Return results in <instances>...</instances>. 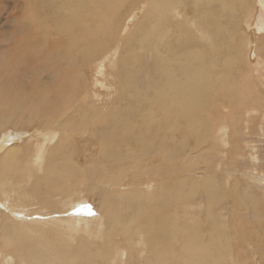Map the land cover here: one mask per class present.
I'll return each instance as SVG.
<instances>
[{"label": "rangeland", "instance_id": "1", "mask_svg": "<svg viewBox=\"0 0 264 264\" xmlns=\"http://www.w3.org/2000/svg\"><path fill=\"white\" fill-rule=\"evenodd\" d=\"M25 1L27 2V0ZM32 1H34L38 5V11L33 10L35 12L33 14L34 18L32 16L30 17V13L33 12H30L31 7L28 8L29 2L25 3L24 0H0V54L4 50H7L9 53H13L14 57H20L17 59H19L22 63L18 67L22 69L42 68V71H36L35 69H33L31 71L25 72L22 76V83L20 84L19 88H38L44 86V84L46 83V85H51V83L53 84V81L60 83L62 82V80H66V82H68L70 85L79 86L78 90L69 89L67 92H65V99L63 100V103L67 104V102L72 101L74 104L73 110L75 111V133L71 132V135L73 137L71 135L69 136L70 133L61 135L60 138L63 139L60 141V133H55L57 131L55 125L59 124H54L53 118H42L41 122L32 124L28 123L29 117L28 115L23 114L24 111H18L17 115L18 118L24 121V124L22 126H15L12 124L4 125V128H1L0 126V145L5 146L0 147V159H2L7 152H9L11 155L10 161L4 162L0 165V173H2V175H0V238L2 237V224L10 225L11 232L8 234L7 243L11 246H14L15 237L22 234L24 227L28 226V224L32 221L27 220L24 216L21 215L31 216L35 213H42L39 211L42 209L45 211L46 209L44 213H46L49 222H61L63 224H61L55 230L50 229L51 225L48 228L45 227L41 231L39 239L36 237H32V235L29 236L24 234V241H21L19 248H17V250L24 252L25 255L28 256L34 264H74V256L75 258H77L75 254L78 255V252L79 254L83 253L82 255H80L87 261L91 260L89 261L91 264H116V261L114 262V260H112V257H114V255L116 254V250L119 246L121 248L123 247L122 250L125 249V253L126 251H128V247L131 248L132 251H134V254L132 252L133 255L131 258L133 261L130 260V264H144V262L141 260L143 255L145 256H143L144 261H149V264H163L162 262L164 260H167V258H169L171 264H264V63L259 61L260 58H264V24L262 25L264 21V0H218L220 2L216 0H170V6L172 8L168 9L165 17L159 19L158 26L160 27L150 31V33L152 34L151 37L150 33L148 34V27H151L152 23L155 21L154 18L157 15L156 10L153 9L155 8V6H152L151 0H127L124 2L117 0L116 3H123V5L121 4L122 9L120 7L121 13L116 12L115 8H109V10L104 13L101 9H99V0H91L90 5L87 9L80 5L77 6L79 15H82V17H85L87 19L90 18L95 25V20L107 22L110 21L113 16H115L113 18L114 20L112 19L109 23L111 25L108 24V27H106L107 35H103V37H101L104 40L108 39V41L98 40L101 42H107V44L109 45V49H107L104 54H100L101 51L99 49H95V52L89 53V49H86L87 46L83 42H77L75 40H72V26L70 24V21L71 19H74V13L67 12L63 6L65 4H62V2L58 3V5H60V7L65 12H67V36H63V34L60 35L61 32L57 31L58 28L56 27V24L50 19H48V16L50 17V13H48L49 7H47L44 2L47 0ZM163 1L166 2V0H162L161 2ZM195 1H197V3ZM210 1L212 2L210 3ZM229 2L231 4L230 6L228 5ZM225 5L226 8L228 7L230 9H226V11ZM26 7L27 9H25ZM177 9L178 11H176ZM206 9L209 10L206 11ZM201 11L205 13H202ZM229 12H231L232 14ZM116 14L119 16H116ZM27 15H29V18L27 17ZM98 15L105 19H95ZM79 17L83 22V18L81 16ZM184 17H188L186 23L184 19H181ZM200 19L202 21H200ZM195 20L200 23L201 28L204 30V36L199 34H196L197 36L193 35L194 32L193 29L191 30V24H193ZM181 21H183V24ZM20 22L21 24H19ZM112 22H116V24H113ZM117 22H119V24ZM120 22H122L123 24H120ZM145 22L148 24V27L147 24H144ZM31 26L33 27L30 28ZM118 26L120 27L118 28ZM128 26L129 28L131 27V30L129 28L127 30L126 27ZM262 26L263 29H261ZM185 27L189 30H186ZM33 28H35L36 31L31 30ZM39 28L42 32L39 31ZM123 28H126V30ZM205 28L210 29V31L207 32L208 29L205 30ZM229 29H231V31ZM22 30H24L25 34H28V36H31L32 34L34 36L36 35L35 39L30 38L33 42L26 41L25 43H23L22 46H19L17 42H14V44L16 45L12 47H3V45L9 43L11 39L19 37V32H21ZM120 31L121 34H123L122 38L120 35L117 36L118 32ZM183 31L186 33V35H188V39ZM231 32L233 33L231 34ZM125 33L127 37L129 36V42L128 39L124 37ZM153 33L155 38L153 37ZM168 33L169 35H174L166 37ZM208 33L210 34L208 35ZM40 35L43 37H40ZM230 35H233L234 38H232L235 41L231 38L229 43L228 39L231 37ZM130 36L133 38H131ZM177 36L178 38L181 37L178 41ZM209 36L211 38H209ZM244 36H248V38ZM44 37L45 39L43 42ZM46 37H48L49 39ZM113 38L115 40H118H116L115 42ZM199 38L203 44L202 46L206 45L209 47L215 44L213 48L214 51H208V54L205 56V58L208 56L206 59L209 62L205 61L202 66L206 64L204 67L208 70V72H210L214 76V83L216 84V86H214L213 88L216 91L213 95L215 97L211 96L207 100L204 99L205 106L194 107L190 109L191 113L202 114V117L197 119V123L195 125L197 133H200L202 130H205V134L203 137L199 138L195 135H190L189 138V134L185 135V133H188L185 130V126L189 127V125H191L190 117L187 116V118L186 116H180L174 110L175 108L170 110L168 115L164 113H155L153 106L149 105L147 102L148 97H144V93H142L138 97L131 98L130 100L126 86H128V84L130 83L133 88H136V90H143L144 88H146L148 80H158L153 86L164 87L165 89L171 88L169 85L165 84L167 80L165 76L160 78L159 74L161 73L159 71L158 74H156V60L158 58L156 54V45L158 46V50H160V52L167 53L173 57L172 63L174 64V67L178 68V70L174 72L176 76H179L180 63L182 61H185V59H179L178 57H176L173 54L174 51L178 50V52H175L178 54H183L185 52L188 55L190 51H192V48L190 49V47H192L193 45L201 47V43L198 41ZM222 38L224 39V41H226L224 42ZM63 39V44L59 45V43H61ZM148 39H150L151 41H148ZM246 39L248 40V42H246ZM47 41L49 42L46 43ZM196 41L199 44L196 43ZM121 42L123 43L121 44ZM148 42H150L151 44ZM126 44L127 46H130L125 47ZM112 46L113 50L115 49L114 54L108 56L109 54L107 53L111 51L110 47ZM224 46L231 47L229 49V52L224 51L222 53V50H226ZM128 48L129 50H125ZM169 49L173 50V52L171 53ZM219 49L221 51H219ZM127 51L130 52L127 53ZM215 51L218 53H216ZM219 52L221 55L223 54L221 57ZM225 52L227 54H225ZM210 54H212V56ZM215 55L216 57H219H217L219 60L216 59ZM212 57L214 58V61H211ZM62 59L63 61H61ZM125 60L131 61L130 63H128V69L130 68V66L135 69H129L130 71H126V68L124 67ZM216 60L218 61V63L214 64V66L212 64L210 68L211 62L215 63ZM167 61L169 62L168 59ZM208 64H210L209 68ZM255 66H257V68ZM67 67L72 69L68 76ZM101 67L103 69H101ZM138 67H141V69L137 70ZM56 68L59 69L58 71L60 75L59 73H57L58 78H56L55 80L54 78H52V75L49 71L55 70ZM96 68H99L101 69V71H104V74L100 76L98 73L99 70H97ZM62 71H65V76L64 72ZM81 71H84L85 75L84 72L82 73ZM132 71H140V73ZM1 72L4 71H1L0 67V73ZM42 72L43 74H41V76L40 73ZM109 72L111 74H109ZM70 74H72L73 76ZM39 75L41 79L38 80L37 78H39ZM45 77L48 81L43 80ZM146 77H148V79ZM75 78L78 79L76 80ZM97 80L99 82L96 83ZM100 82L101 84H99ZM62 86L63 85H61V87ZM82 86H84L85 89ZM101 86L104 87V89ZM86 87L89 89L87 90ZM93 87L96 89L94 90ZM120 87H122V89ZM227 87L232 88L231 93ZM120 89L124 91H121ZM87 93H92L95 95V99L97 100L96 106L99 108V110H96L98 108L93 110V107H88L85 103H83L84 100L82 97H86ZM106 93L110 95H108V100L107 97H101ZM111 93H114V95H112ZM239 93L242 96H240ZM243 94L244 96H246L244 97ZM121 95L128 99H124L123 102H121L120 104H118V100L116 102H113V99H115L116 97H119L121 99ZM223 95H226V97H224ZM218 96L221 98H219ZM238 97L243 99V101L239 99L242 101L241 104L238 103ZM100 98H102L103 102L100 101ZM139 101L141 102L140 104H138ZM247 102H249V104ZM235 103H238V105H236ZM250 103L252 105H250ZM132 104L137 105L138 108H131L130 105L132 106ZM242 104L247 106L245 107ZM144 105L148 106V108ZM115 107L120 108V119L122 118V121L124 119V122H131L133 127L134 125H141V127H146L148 123L149 130L153 133L151 135H146L145 140L148 138L147 140L149 141L155 136L153 138L154 140L152 139L149 142L147 141L148 143H151L150 148L145 149V147H142L141 149L144 161L142 160L141 162L140 150H136L138 155L135 156V159L138 162V165L141 170L145 172L144 175L146 176L139 175L138 170L136 168L129 167L132 162L131 159H127L123 164H118L115 158H113V160H110L109 155L105 156V154H100L101 150L103 149V145H106L105 143H102V138H98V140L96 139L95 135L93 134V128L98 129L103 126L97 120H99L101 117H104L102 116V113L106 114L105 110L109 111L113 108L115 109ZM57 110H59L58 107ZM87 110H90L91 113H89ZM126 112L130 113L127 114ZM146 112L149 113L152 117H150V119L148 116L147 119H145L147 123L142 126L141 123L143 122V119H140L141 116H144L142 114H145ZM97 113L99 114V116H97ZM108 117L111 118V116L109 115ZM77 118L80 119V123L76 121ZM159 119H162V125L158 122L160 121ZM219 119L221 120L222 124H225L223 126V129L222 127L220 129V125L217 127L220 122ZM69 121L70 118L69 115H67V122ZM167 121L176 126L173 132H168L173 128L170 127V129L169 125H167L168 131L166 129L158 130L156 128L158 124L161 126L169 124L164 123ZM154 122L155 124H153ZM149 123L151 124L149 125ZM184 123L186 125H184ZM91 124H93V126ZM180 125L182 127L181 129H179ZM132 126L128 125L124 129H129L130 131ZM152 127L153 129L151 130ZM121 128V124H117L113 127V129H116L118 131L116 132V134L119 133L121 130H124L123 128ZM137 129L141 128L139 127ZM49 131H52L55 135L52 134V136L50 137L47 136ZM101 131L105 132L104 130ZM142 131L144 134H146L143 129ZM7 132L10 133L9 139H5L3 137ZM121 132L125 136L127 135L125 132ZM215 132H221L222 135H215ZM22 133L24 137L21 135ZM135 133L137 132L135 131ZM64 135L67 137H65ZM173 136H177L178 139L174 138ZM191 136L193 139L191 138ZM194 137H196L197 140ZM219 137L222 138V140H219ZM216 139H218L219 141ZM96 140L99 142H97ZM155 140L156 143H154ZM57 141H59L60 143H58ZM162 142L163 144L164 142H167L169 145L166 143L164 144L165 146H163ZM56 144H60L61 146ZM158 144H162L160 145L161 148ZM53 145L59 147L56 148L54 146L53 150ZM155 145L158 146L155 148ZM194 145H196V147ZM191 146H194V148H191ZM158 147L160 150L158 149ZM163 147L167 149V154L169 150V152L175 154L174 160L173 158H171L172 160H170V162L172 163H169L167 161L168 163L165 162L163 164L164 166L161 164V161L164 160V158L166 157V155L164 154L165 148ZM181 148L183 149V151L180 150ZM253 148L255 149L254 151ZM155 149L156 151H159H157L156 153V151L154 152ZM218 149L220 152L218 151ZM192 150L194 151V153L190 155L188 152H191ZM147 152L149 156H146L148 154H144ZM179 152L182 153L179 154ZM183 152L188 154L184 155ZM208 152H210V155L208 154ZM153 153L155 155H153ZM197 153L204 155L202 157L206 159L205 165H203L202 159H200L199 156L198 158L197 155L195 157H192V155ZM186 156L188 157L186 158ZM150 158H152L151 163L148 160ZM193 158H197L198 160L195 159L194 161ZM87 159H89V161H87ZM26 162L29 163V166L26 165ZM193 162H197V165ZM93 163H95L96 167L101 166L102 168H108V170L99 169V173H101L102 177L100 185L103 186L101 190L103 191L104 195V198L99 206H95V201L92 200L93 193L95 190L93 188L91 179L89 178L90 171H87V165L92 166V169L94 171L96 170V167H94ZM190 164H193L194 167ZM46 166H48L50 169ZM149 167L151 168L149 169ZM168 167H170L169 171H166L168 170ZM205 167H207V172L206 170H204ZM191 168L194 170H192ZM96 171H98V169ZM233 172L236 174H234ZM130 174L131 176L129 178ZM134 176V181L136 184L135 186L129 189L131 185L127 184ZM177 176L181 178L186 177L189 181H194L199 178L200 181L203 180L211 182V185L205 182V192H199V194H201L197 203L198 210L200 212V220H195L196 222L195 224H193V226L194 230L196 231L190 236V238H192L193 240H199V244L194 242L196 245L191 244L190 247H186L185 249H182L183 239L177 229H174L175 227L173 226L171 228V232H176L178 237L175 236L174 238H168L164 235L165 229L162 228L161 225L162 221L165 223V225L168 222V219L164 215H176L177 217L182 215V220L180 217V220L178 219L177 223L179 225H177V228H185L184 230H187L189 224H186L185 221L187 220L186 222H189L188 220L190 218H193V214L191 215V212L194 213L192 209L189 208L191 210V212L189 213L186 209V206H189L191 204L190 202L185 201V199L187 198H185L183 202L181 201V207L177 206L176 204H168L169 196L167 195L164 199L163 197L166 195L164 194L160 199L161 201L155 204L154 209H157L152 213L153 215L151 214V212H145L144 210H142V206L144 205V198L142 197H145V204L147 205L145 206L149 207L147 209L151 210V205L147 203L150 200L158 201L161 194L160 190H154L152 188H149L147 179H149L150 183H152L154 186L156 184L155 180H158L159 178H162L165 181H169L170 186H173V178ZM96 177L97 176L93 177L92 179H96ZM199 179L196 180L198 181V183ZM211 179L213 181L215 179V181L217 182L214 183ZM205 183L202 182L201 186L198 185L196 187L201 188L204 186ZM87 184L89 186V193L87 192L85 187ZM1 185H9L6 187L7 189H4L5 194H7V196L5 194L2 195ZM207 186L211 188L215 187L214 193L219 195H213L214 193H208L206 190L208 189ZM8 187H10V189H8ZM65 192H67V196H65L62 202H58L59 198L63 195L62 193ZM147 192L149 195L147 194ZM140 193L142 194V196ZM120 194H123V196L120 197ZM196 195H194L193 199L196 198ZM220 195L222 196L220 197ZM55 198H57L58 200H55ZM208 201L212 203L209 210L211 209L212 213H214L215 211V215L212 214L209 217L208 208L206 209V207L209 206ZM56 202L58 203L55 204ZM181 208L185 209L181 210ZM82 209L85 210L84 215H82L83 218H85L86 215L89 218L94 217V219L92 220H94L95 223L91 231H81L79 232L81 233V236L78 233V238H81L80 240H82L80 245L85 244L84 248L83 246L77 244L78 242H80L79 240L78 242H76L73 241L71 237H69V234L71 233V228L64 222L66 219H71L73 215L76 216L78 212L82 211ZM170 211H172V213ZM144 212L148 216H146ZM186 212L188 214H185ZM184 215L187 216L188 219L186 218L185 220H183L185 218ZM132 218L138 220V225L136 224L134 226L132 224ZM158 218L160 229H156V232L159 235H157L156 233L154 234L153 232L144 233L141 230V224L139 223L140 221L142 223H147L148 221H150V219H152L153 221L151 220L150 222H155L156 220H158ZM203 222H205L204 225ZM216 222L217 224H215ZM29 228L34 229L35 226L30 225ZM131 228H133L132 232ZM124 229L130 231V235L125 234V232L127 231L123 232ZM64 233H67V239L63 237ZM127 237L129 243L126 240ZM145 239L147 242L145 241V243H143V240ZM156 239L157 245L154 243ZM138 241H143L142 246L146 243L149 244L147 248H141L139 247L141 243H139ZM0 244V264H21L20 262L8 263L5 258L6 256L4 257L5 253H3V250L8 252L9 248L4 246L1 241ZM77 245L81 248L75 247ZM151 245H153V247ZM162 246H164V257L161 256L160 251H157V247L162 250ZM176 248L180 251L178 254H175V252L172 251ZM152 250L154 251V254H152ZM155 252H159L158 257H154L157 254ZM149 253L152 255L151 257ZM7 255L11 259H13L12 253H8ZM126 259L127 258L125 257V261ZM86 260H81L77 258V263H79L80 261L82 263H86Z\"/></svg>", "mask_w": 264, "mask_h": 264}, {"label": "bare ground", "instance_id": "2", "mask_svg": "<svg viewBox=\"0 0 264 264\" xmlns=\"http://www.w3.org/2000/svg\"><path fill=\"white\" fill-rule=\"evenodd\" d=\"M6 1V0H5ZM14 1V0H13ZM90 1L91 0H47V1H44L45 2V5H47V7H49L48 8V13H50L49 15H50V17L48 16V19H50L51 21H53L55 24H56V27L58 28V30L57 31H59V32H61L60 33V35L61 34H63V36H67V12H72V13H74V19H71V21H70V24H71V26H72V31H71V38H72V40H75V41H77V42H83L86 46H87V48L86 49H89L88 51H89V53H93V52H95V49H99L101 52H100V54L101 53H103L104 54V52L107 50V49H109V45L107 44V42H101V41H108V39L107 40H104V39H102L101 37H103V35H107L106 34V27H108V24L110 23V21L115 17V16H113L111 19H110V21H107V22H101L100 20H95L96 21V25L94 24V22L93 21H91V19L90 18H85V17H82V15H79V13H78V10H77V6H83L84 8H88L89 7V5H90ZM116 1L117 0H99V9H101L104 13H106L108 10H109V8H115V10H116V12H120V7H121V9H122V5H123V3H116ZM119 1H122V2H124V1H127V0H119ZM162 0H151V2H152V6L154 5L155 6V8H153V9H155L156 10V12H157V15L155 16V18H154V22L152 23V25H151V27H148V24L145 22L144 24H147V27H148V34L150 33V31H152L153 29H157L158 27H160V26H158V23H159V19H162L163 17H165L166 16V12L168 11V9H171L172 7L170 6V0H166V2H161ZM172 1V0H171ZM183 1V0H182ZM200 1V0H199ZM204 1V0H203ZM207 1H209V0H207ZM216 1H218V0H216ZM227 1V0H226ZM12 2V1H11ZM19 2V1H18ZM20 2H22V1H20ZM24 2L25 3H27V2H29V4H28V8L29 7H31V11L30 12H33V13H30V12H28V13H30L31 15H30V17L32 16L33 18H34V16H33V14L35 13L33 10H37L38 11V5L34 2V1H32V0H27V2L24 0ZM59 2H62V4H65V5H63L64 6V8H65V10L67 11V12H65L61 7H60V5H58V3ZM174 2V1H173ZM176 2V1H175ZM196 3H197V1H195ZM212 1H210V3H211ZM218 2H220V1H218ZM222 2V1H221ZM224 2V1H223ZM6 3V2H5ZM183 3V2H182ZM185 3V2H184ZM209 3V2H208ZM207 3V4H208ZM214 3V2H213ZM216 3V2H215ZM151 4V3H150ZM194 4V3H193ZM199 4V3H198ZM197 4V5H198ZM220 4V3H219ZM16 5H18V4H16ZM134 5V4H133ZM132 5V6H133ZM172 5V4H171ZM196 5V4H195ZM194 5V6H195ZM209 5V4H208ZM229 6L231 5L230 4V2H229V4H228ZM173 6V5H172ZM184 6H185V4H184ZM222 6H223V4H222ZM222 6H220V7H222ZM17 7V6H16ZM21 7V6H20ZM19 7V8H20ZM23 7V6H22ZM197 7V6H196ZM208 7V6H207ZM18 8V9H19ZM209 8V7H208ZM231 8H232V6H231ZM25 9H27V7L25 8ZM201 9V8H200ZM224 9V8H223ZM226 9H230V8H226V5H225V10ZM235 9V8H234ZM254 9V8H253ZM252 9V10H253ZM23 10V9H22ZM194 10V9H193ZM205 10V9H204ZM209 10V9H208ZM207 9H206V11H208ZM220 10H221V8H220ZM224 10V11H225ZM122 11V10H121ZM143 11V10H142ZM176 11H178V9L176 10ZM180 11H183V10H180ZM199 11V10H198ZM197 11V12H198ZM227 11V10H226ZM230 11V10H229ZM254 11V10H253ZM252 11V12H253ZM27 12V11H26ZM153 12V11H152ZM186 12V11H185ZM184 12V13H185ZM202 13H205V12H203V11H201ZM217 12H219V11H217ZM233 12H235V11H233ZM238 12V11H237ZM27 13V14H28ZM121 13V12H120ZM142 13V12H141ZM145 13V12H144ZM143 13V14H144ZM151 13V12H150ZM182 13V12H181ZM191 13V12H190ZM209 13V12H208ZM229 13H231V12H229ZM142 14V15H143ZM148 14V13H147ZM155 14V13H154ZM183 14V13H182ZM232 14V13H231ZM255 14V13H254ZM175 15V14H174ZM177 15V14H176ZM179 15H181V14H179ZM237 15V14H236ZM79 16H81L82 18H83V22L81 21V18L79 17ZM116 16H119V15H117L116 14ZM192 16V15H191ZM194 16V15H193ZM222 16V15H221ZM253 16V15H252ZM27 17L29 18V15H27ZM181 17V16H180ZM205 17V16H204ZM217 17V16H216ZM219 17V16H218ZM250 17V16H249ZM131 18V17H130ZM146 18V17H145ZM187 18L188 17H184V18H181V19H184L185 20V23L187 22ZM198 18V17H197ZM231 18V17H230ZM254 18V17H253ZM31 19V18H30ZM95 19H105V18H103V17H101L100 15H98V16H96V18ZM147 19H148V17H147ZM251 19V18H250ZM32 20V19H31ZM114 20V19H113ZM118 20V19H117ZM143 20V19H142ZM142 20H141V22H142ZM145 20V19H144ZM199 20V19H198ZM215 20H216V18H215ZM220 20V19H219ZM235 20V19H234ZM12 21V20H11ZM119 21V20H118ZM200 21H202L201 19H200ZM231 21V20H230ZM250 21V20H249ZM33 22V21H32ZM39 22V21H38ZM144 22V21H143ZM182 22V24H183V21H181ZM180 22V23H181ZM31 23V22H30ZM113 24L115 23L116 24V22H112ZM118 24H119V22H117ZM122 22H120V24H121ZM177 23H179V22H177ZM184 23V24H185ZM193 23V22H192ZM19 24H21V22L19 23ZM28 24V23H27ZM123 24V23H122ZM143 24V23H142ZM189 24V23H188ZM203 24V23H202ZM264 24V21H263V23H262V25ZM32 25V24H31ZM109 25H111V24H109ZM176 25V24H175ZM192 25V28H191V30L193 29V32H194V36L196 35V34H199V35H203L204 36V30L201 28V25H200V23L198 22V21H194V23L193 24H191ZM30 26V25H29ZM33 26H35V25H33ZM33 26H31L30 28H32ZM130 26H131V24H130ZM134 26V25H133ZM132 26V27H133ZM144 26V25H143ZM146 26V25H145ZM173 26V25H172ZM120 26H118V28H119ZM181 27H182V25H181ZM187 27V26H186ZM185 27V28H186ZM208 27H209V25H208ZM115 28V27H114ZM127 28V30H128V28H129V26L128 27H126ZM126 28H123V29H125L126 30ZM131 28V27H130ZM129 28V29H130ZM177 28V27H176ZM175 28V29H176ZM178 28H180V27H178ZM38 29V28H37ZM40 29V28H39ZM121 29H122V27H121ZM136 29H137V26H136ZM208 28H205V30H207ZM261 29H263V28H261ZM27 30H28V28H27ZM31 30H35L36 31V29L35 28H33V29H31ZM31 30H30V32H31ZM44 30V29H43ZM120 30V29H119ZM131 30V29H130ZM139 30V29H138ZM159 30H160V28H159ZM184 30V29H183ZM186 30H189V29H187L186 28ZM185 30V31H186ZM195 30V31H194ZM230 31H231V29H229ZM34 31V32H35ZM40 32H42L41 31V29L39 30ZM57 31H56V33H57ZM122 31V30H121ZM121 31L120 32H118V35L117 36H121V38H122V36H123V34H121ZM158 31V30H157ZM180 31V30H179ZM210 31V29H208L207 30V32H209ZM230 31H229V33H230ZM243 31V30H242ZM245 31V30H244ZM33 32V33H34ZM46 32V31H45ZM45 32H43V33H45ZM49 32H51V31H49ZM88 32V33H87ZM146 32V33H147ZM159 32H161V31H159ZM184 32V31H183ZM206 32V33H207ZM228 32V31H227ZM241 32V31H240ZM48 33V32H47ZM51 33H53V32H51ZM112 33V32H111ZM178 33V32H177ZM185 33V32H184ZM188 33V32H187ZM233 32H231V34H232ZM237 33V32H236ZM239 33V32H238ZM243 33V32H242ZM246 33V32H245ZM244 33V34H245ZM131 34V33H130ZM129 34V35H130ZM210 33H208V35H209ZM225 34H228V33H225ZM52 35V34H51ZM50 35V36H51ZM59 35V34H58ZM151 33H150V37H151ZM156 35H157V33H156ZM172 35H174V34H172ZM172 35H169V33L166 35V37L168 36H172ZM185 35H186V33H185ZM211 35H212V33H211ZM246 35V34H245ZM19 37H17V38H15V39H11V41L9 42V43H7V44H5V45H3V44H1V45H3V47H5V48H8V47H12V46H14V45H16V44H14V42H17V44L19 45V46H22L23 45V43H25L26 41H31V42H33L30 38H32V39H35V36L32 34L31 36H28V34L26 35L25 34V32H24V30H22L21 32H19V35H18ZM132 36V35H131ZM130 36V37H131ZM181 36V35H180ZM187 36V39L189 38L188 37V35H186ZM197 36V35H196ZM215 36V35H214ZM231 36V35H230ZM40 37H43V36H41L40 35ZM111 37V36H110ZM113 37V36H112ZM124 37H126L127 39H128V37H127V35H126V33H125V36ZM153 37H154V33H153ZM157 37V36H156ZM164 37V36H163ZM165 37V38H166ZM213 37V36H212ZM224 37H225V35H224ZM233 37V35L228 39L229 40V43H230V40H231V38ZM244 37H247L248 38V36H244ZM244 37H243V39H244ZM46 38H48V37H46ZM108 38V37H107ZM131 38H133V37H131ZM155 38V37H154ZM179 38H181V37H179ZM178 38V36H177V41L178 40H180ZM209 38H211L210 36H209ZM234 38V37H233ZM232 38V39H233ZM44 39H45V37L43 38V42H44ZM49 39V38H48ZM48 39H46V40H48ZM114 39V38H113ZM127 39H126V41H127ZM171 39V38H170ZM227 39V38H226ZM236 39V38H235ZM241 39V38H240ZM242 39V40H243ZM98 40H101V41H98ZM115 40V39H114ZM113 40V41H114ZM116 40H118V39H116ZM116 40H115V42H116ZM125 40V39H124ZM152 40H153V38H152ZM162 40V39H161ZM168 40V39H167ZM173 40V39H172ZM212 40H213V38H212ZM222 40L224 41V39L222 38ZM221 40V41H222ZM234 40V39H233ZM111 41V40H110ZM121 41V40H120ZM130 40L128 39V42H129ZM148 41H151L150 39H148ZM174 41H175V39H174ZM198 41L201 43L200 45H201V47L200 46H192V47H190V46H188V47H190V49L192 50V51H190V53L187 55V53H183V54H178V53H176L175 51H177L178 52V50H175L174 51V55L176 56V57H178L179 59L181 58V59H185V61H182L181 63H180V66H179V73H180V75L179 76H176V74H175V72L174 71H177L178 70V68H176V67H174V64L172 63L173 62V57L172 56H170L169 54H167V53H163V52H160V50H158V46L156 45V51H157V60H156V74H158V71L161 73V74H159V76H160V78L161 77H164L165 76V78L167 79L166 80V82H165V84L166 85H169L171 88H167V89H165L164 87H155V86H153L158 80H154V81H147V86H146V88H144L143 90H136V88H133V86L129 83L128 84V86H126L127 87V92H128V96H129V99L131 100V98H135V97H138L139 95H141L142 93H144L145 95H144V97H148V99H147V102H148V104L149 105H152L153 106V108H154V110H155V113H164V114H166V115H168L169 114V112H170V110H172V109H174L176 112H177V114H179L180 116H188V117H190V119H191V125H189V127H186L185 126V130L188 132V133H185V135H188L189 134V138H190V135H195L196 137H203L204 136V134H205V130H202L200 133H197V130H196V123H197V119H199L200 117H202V114H199V113H191V111H190V109L191 108H194V107H203V106H205V100L204 99H208V98H210L211 96H213L214 95V92L216 91L213 87L214 86H216V84L214 83L215 82V78H214V76L210 73V72H208V70L204 67L206 64H204V66H202V64L205 62V61H207V57L205 58V56L208 54L207 52L209 51V52H211V50H213V48H214V46H215V44H213V45H211V46H202L203 44H202V42H201V40H200V38L198 39ZM226 41V40H225ZM224 41V42H225ZM235 41V40H234ZM245 41V40H244ZM42 42V43H43ZM49 41H47L46 43H48ZM63 42H64V39H63V41L61 42V43H59V45H61V44H63ZM132 42V41H131ZM180 42V41H179ZM246 42H248V40L246 39ZM246 42H245V45H246ZM250 42V41H249ZM123 42H121V44H122ZM127 43V42H126ZM148 43H150V42H148ZM183 43V42H182ZM193 43V42H192ZM196 43H198L197 41H196ZM195 43V44H196ZM227 43V42H226ZM228 43V44H229ZM241 43V42H240ZM251 43V42H250ZM45 44V43H44ZM130 44H132V43H130ZM151 44V43H150ZM154 44V43H153ZM188 44V43H187ZM191 44V43H190ZM199 44V43H198ZM224 44V43H223ZM55 45H57V44H55ZM115 45V44H114ZM113 45V46H114ZM192 45V44H191ZM197 45V44H196ZM226 45V44H225ZM113 46L112 47H110V49H111V51L109 52V53H107V54H109L108 56H110V55H112V54H114V50H113ZM125 46V45H124ZM130 45H128L127 46V44H126V46L125 47H129ZM218 47V46H217ZM233 47V46H232ZM4 48V49H5ZM179 48V47H178ZM224 48H226V50H222V53L224 52V51H227V52H229V49L231 48L230 46H224ZM234 48V47H233ZM187 49V48H186ZM208 49V50H207ZM237 49H239V48H237ZM249 49V48H248ZM119 50V49H118ZM117 50V51H118ZM123 50V49H122ZM121 50V51H122ZM125 50H129V48L128 49H125ZM169 51H171V53L173 52V50H170L169 49ZM184 51V50H183ZM182 51V52H183ZM188 51V50H187ZM214 51V50H213ZM217 51V50H216ZM215 51V52H216ZM219 51H221L220 49H219ZM128 52H130V51H127V53ZM215 52H214V54H215ZM85 53V52H84ZM118 53V52H117ZM125 53H126V51H125ZM216 53H218V52H216ZM12 56H11V55ZM219 54H220V52H219ZM218 54V55H219ZM225 54H227L226 52H225ZM87 55V54H86ZM89 55V54H88ZM94 55V54H93ZM92 55V56H93ZM211 56H212V54H210ZM223 55V54H222ZM221 54H220V57L222 56ZM230 55V54H229ZM260 56V55H259ZM45 57H46V55H45ZM215 57H216V55H215ZM218 57V56H217ZM216 57V59H218ZM17 58H20V57H14V54L13 53H9L7 50H4L1 54H0V67H1V71H4V72H1L0 73V126H1V128H4V125H7V124H12V125H15V126H22L23 124H24V121H22L20 118H18L17 117V115H18V111L19 112H21V111H24L23 112V114H25V115H28V117H29V121H28V123H32V124H36V123H39V122H41V120H42V118H53V120H54V124L55 123H58L59 125H55V128H56V132L55 133H57L58 132V134L60 133V136H59V140L61 141L62 139L60 138L61 137V135H63V134H68V133H70L69 134V136L72 134L71 132H74L75 133V124H74V117H75V111L73 110V107H74V104H73V102L72 101H70V102H67V104L66 103H63V100L65 99L64 98V94H65V92H67L69 89H76V90H78L79 89V86L78 85H70L68 82H66V80H62V82H60V83H58V82H56V81H53V84L51 83V85H46V84H44V86H42V87H38V88H31V87H29V88H19V86H20V84L22 83V76H23V74L25 73V72H27V71H31V70H33V69H35L36 71H42V68H31V69H27V68H24V69H22V68H19L18 66L19 65H21V61L19 60V59H17ZM150 58V57H149ZM167 59L169 60V62L167 61ZM209 59V58H208ZM221 59V58H220ZM84 60V59H83ZM116 60V59H115ZM210 60H211V58H210ZM219 60V59H218ZM61 61H63V59L61 60ZM60 61V62H61ZM148 61H149V59H148ZM211 61H214V58L212 57V60ZM217 61V60H216ZM215 61V63H213V62H211V65L210 64H208V68H209V65H210V68H211V66H212V64H213V66H214V64H216V63H218V61L216 62ZM259 61L260 62H262V63H264V58H260L259 59ZM131 61L130 60H125V68H126V71H130L129 69H135V68H133V67H131L130 66V68L128 69V67H129V65H128V63H130ZM207 62H209V61H207ZM206 62V63H207ZM257 62V61H256ZM103 63V62H102ZM150 63V62H149ZM78 64V63H77ZM81 64H83V63H81ZM80 64V65H81ZM104 65V64H103ZM107 65V64H106ZM122 65V64H121ZM79 66V65H78ZM84 66V65H83ZM216 66V65H215ZM256 68H257V66H255ZM86 68V67H85ZM216 68V67H215ZM218 68V67H217ZM66 69V68H65ZM97 69V68H96ZM101 69H103L102 67H101ZM101 69H97V70H99L98 71V73H99V75L101 76V75H103L104 74V71H101ZM123 69V68H122ZM128 69V70H127ZM141 69V67H138L137 68V70H140ZM213 69V68H212ZM211 69V70H212ZM253 69H254V66H253ZM59 69L58 68H56L55 70H51V71H49L50 72V74L52 75V78H54L55 80H56V78H58V75H57V73H59V71H58ZM70 71H72V69H70V68H68L67 67V76H68V74L70 73ZM214 71V70H213ZM52 72H53V74H52ZM62 72H64V76L66 75L65 74V71H62ZM82 73L84 72V71H81ZM107 72V71H106ZM132 72H138V73H140V71H132ZM79 73V72H78ZM108 73V72H107ZM106 73V74H107ZM41 74H43V72L42 73H40V75ZM49 74V75H50ZM75 74V73H74ZM109 74H111L110 72H109ZM40 75H39V78H37L38 80L39 79H41V77H40ZM59 75H60V73H59ZM70 75H72V74H70ZM84 75H85V72H84ZM42 76V75H41ZM44 76V75H43ZM73 76V75H72ZM83 77V76H82ZM79 78V77H78ZM77 78V79H78ZM88 78V77H87ZM102 78V77H101ZM124 78V77H123ZM147 79H148V77H146ZM76 79V78H75ZM76 79V80H77ZM86 79V78H85ZM105 79V78H104ZM43 80H46V81H48L47 80V78L45 77ZM60 80V79H59ZM95 80V79H94ZM111 81V80H110ZM97 82H99L98 80L96 81V83ZM120 82V81H119ZM99 84H101V82L99 83ZM61 85H63L62 87H61ZM85 85V84H84ZM90 85V84H89ZM97 85V84H96ZM95 86V85H94ZM105 86V85H104ZM82 87H84V86H82ZM81 87V88H82ZM87 87H89V86H87ZM86 87V88H87ZM92 87V86H91ZM102 87V86H101ZM109 87V86H108ZM155 87V88H154ZM94 88V87H93ZM103 89H104V87H102ZM121 89H122V87H120ZM124 88V87H123ZM228 88V90L230 91V93L232 92V88L231 87H227ZM84 89H85V87H84ZM89 88H87V90H88ZM91 89V88H90ZM96 88H94V90H95ZM98 89V88H97ZM120 89V90H121ZM87 90H85V91H87ZM93 90V89H92ZM109 90V89H108ZM80 91H81V89H80ZM99 91V90H98ZM121 91H124V90H121ZM171 91V92H170ZM91 92V91H90ZM97 92V91H96ZM95 92V93H96ZM101 92H103V91H101ZM100 92V93H101ZM235 92H236V90H235ZM86 93V92H85ZM99 93V92H98ZM152 93V94H151ZM81 94V93H80ZM82 94H83V91H82ZM81 94V95H82ZM112 95H114V93H111ZM100 95V94H99ZM109 94H105V95H102L101 97L102 98H106L107 97V100H108V97L110 96H108ZM150 95H152V96H150ZM232 95V94H231ZM239 95H240V93H239ZM98 96V95H97ZM224 97H226V95H223ZM240 96H242V95H240ZM243 96H244V94H243ZM246 96V95H245ZM244 96V97H245ZM100 97V96H99ZM213 97H215V96H213ZM219 97V96H218ZM248 97V96H247ZM83 98V100H84V102L83 103H85L88 107H93L92 109L94 110V109H96V108H98L97 106H96V103H97V100L95 99V95L94 94H89V93H87L86 94V97H82ZM102 98H100V101L101 102H103L102 101ZM112 98H113V96H112ZM219 98H221V97H219ZM233 98H234V96H233ZM243 98V97H242ZM253 98H254V96H253ZM124 99H128V98H125L124 96H122L121 95V99L119 98V97H116L115 99H113V102H116L117 100H118V104H120L121 102H123V100ZM217 99V98H216ZM215 99V100H216ZM239 99H241V98H239L238 97V99L237 100H239ZM252 99V98H251ZM107 100H106V102H107ZM242 101H243V99H241ZM241 100H239L238 101V103H242V101ZM259 100V99H258ZM79 101H80V99H79ZM128 101V100H127ZM260 101V100H259ZM263 101V100H262ZM245 102H246V100H245ZM251 102V101H250ZM111 103V102H110ZM141 102L139 101L138 102V104H140ZM238 103L236 104V105H238ZM248 104H249V102H247ZM262 103V102H261ZM263 103H264V101H263ZM256 104V103H255ZM85 105V106H86ZM218 105V104H217ZM242 105H244V104H242ZM250 105H252L251 103H250ZM32 106V107H31ZM145 106V105H144ZM245 106V105H244ZM247 106V105H246ZM245 106V107H246ZM259 106V105H258ZM57 107L59 108V110H57ZM130 107L132 108V107H135V108H138L137 107V105H135V104H132V106L130 105ZM145 107H147L148 108V106H145ZM241 107V106H240ZM257 107V106H256ZM238 108V107H237ZM119 107H115V109L113 108L112 110H105V112H106V114H103L102 113V116H104V117H101V115H100V119L99 120H97L101 125H103V126H101V127H103V128H98V129H95V128H93V134L95 135V137H96V139L98 140V138L100 139V138H102V143H105V145L106 146H104L103 145V149L101 150V153L100 154H105V156L106 155H109V159L110 160H113V158H115L116 159V161H117V163L118 164H123L127 159H131L132 160V162H131V164L129 165V167L130 168H136L137 170H138V174L139 175H144V171H142L141 170V168L139 167V165H138V162L136 161V159H135V156H137L138 155V153L136 152V150H140V159H141V162H142V160H143V153L141 152V149H142V147H145V149H147V148H150V144L151 143H148L149 141H151V140H145V137H146V135H151L153 132L152 131H150L149 130V126H148V123H147V121L145 120V119H147V117L149 116V118L150 117H152L149 113H145V114H142V115H144V116H141V119L140 120H142L143 119V122L141 123L142 124V126L144 125V124H146L147 123V126L146 127H141V125H139V126H137V125H134V127L132 126V123L131 122H124V119H123V121L120 119V117H119ZM225 109V108H224ZM96 110H99V108L98 109H96ZM139 110V109H138ZM137 110V111H138ZM240 110V109H239ZM243 110V109H242ZM89 113H91V111L90 110H87ZM136 111V112H137ZM230 111V110H229ZM244 111H245V109H244ZM98 112V111H97ZM101 112V111H100ZM99 112V113H100ZM136 112H134V113H136ZM148 112H149V110H148ZM175 112V113H176ZM224 112V111H223ZM259 112V111H258ZM127 114L128 113H130V112H126ZM133 113V114H134ZM229 113V112H228ZM67 115H69V118H70V121L69 122H67ZM108 115L109 116H111V118H109L108 117ZM139 115H141V114H139ZM175 115V114H174ZM224 115V114H223ZM97 116H99V114L97 113ZM121 116V115H120ZM222 116V115H221ZM253 116H255V115H253ZM257 116V115H256ZM177 117V116H176ZM187 117V118H188ZM158 118V117H157ZM181 118V117H180ZM249 118V117H248ZM129 119V118H128ZM133 119V118H132ZM151 119V118H150ZM164 119V118H163ZM160 120V119H159ZM162 120V119H161ZM161 120L160 121H158L160 124H161ZM188 120V119H187ZM212 120H214V119H212ZM216 120V119H215ZM217 120H218V118H217ZM76 121L78 122V123H80V119L79 118H77L76 119ZM126 121V120H125ZM130 121H133V120H130ZM155 121V120H154ZM219 124L217 125V127L220 125V129H221V127H222V129H223V126L225 125V124H222L221 123V120L219 119ZM245 121V120H244ZM94 122V121H93ZM152 122V121H151ZM213 122H215V121H213ZM222 122H223V120H222ZM256 122V121H255ZM164 123H169V121H167V122H164ZM179 123H181V122H179ZM212 123V122H211ZM222 124V126H221V124ZM86 124V123H85ZM94 124V123H93ZM93 124H91L92 126H93ZM117 124H121L122 125V128L124 129L125 127H127L128 125H130V126H132L131 127V130L129 131V129H124V130H121V131H123V132H125L127 135L125 136L121 131L119 132V133H117L116 134V132H118L116 129H113V127L114 126H116ZM151 123H149V125H150ZM153 124H155V122L153 123ZM153 124H152V126H153ZM261 124V123H260ZM90 125V126H91ZM162 125V124H161ZM161 125H157L156 126V128L159 130V129H166L167 130V125H169V128L171 127H173L172 128V130H170V131H168L169 133H171V132H173L174 130H175V128H176V126L175 125H173V124H171V123H169V124H165V125H163V126H161ZM184 125H186L185 123H184ZM183 125V126H184ZM245 125V124H244ZM105 126V127H104ZM141 128V129H137V128ZM151 127V126H150ZM238 127V126H237ZM121 128V129H122ZM179 128V127H178ZM182 127H181V125H180V128L179 129H181ZM184 128V127H183ZM142 129L144 130V132L146 133V134H144L143 133V131H142ZM153 129V127L151 128V130ZM228 129V128H227ZM244 129V128H243ZM101 130H104L105 132H102ZM141 130V131H140ZM135 131L137 132V133H135ZM140 131V132H139ZM179 131V130H178ZM160 133V132H159ZM211 133V132H210ZM52 134H53V132L52 131H49L48 132V134H47V136H52ZM155 134V133H154ZM172 134H174V133H172ZM10 133H6L3 137L5 138V139H9L10 138ZM22 136H23V133L21 134ZM53 135H55V134H53ZM202 135V136H201ZM215 135H222L221 134V132H215ZM46 136V137H47ZM65 136V135H64ZM72 136V135H71ZM172 136V135H171ZM224 136V135H223ZM24 137V136H23ZM46 137H45V139H46ZM65 137H67V136H65ZM73 137V136H72ZM160 137V136H159ZM158 137V138H159ZM174 137V136H173ZM196 137H194V138H196ZM216 137V136H215ZM71 138V137H70ZM174 138H177V136L176 137H174ZM191 138H192V136H191ZM220 138V137H219ZM218 138V139H219ZM19 139V138H18ZM52 139V138H51ZM50 139V140H51ZM66 139H69V138H66ZM66 139H64V140H66ZM178 139V138H177ZM193 139V138H192ZM218 139H216V140H218ZM223 139H224V137H223ZM240 139V138H239ZM96 140V141H97ZM154 140V139H153ZM179 140H181V139H179ZM183 140V139H182ZM196 140H197V138H196ZM215 140V139H214ZM219 140H222V138H220ZM218 140V141H219ZM69 141V140H68ZM148 141V142H147ZM188 141V140H187ZM235 141V140H234ZM237 141V140H236ZM58 143H60L59 141H57ZM56 142V143H57ZM65 142V141H64ZM97 142H99V141H97ZM101 142V141H100ZM137 142V143H136ZM161 142V141H160ZM154 143H156V140H155V142ZM167 142H164V144H166ZM178 143V142H177ZM181 143V142H180ZM190 143V142H189ZM217 143V142H216ZM234 143V142H233ZM237 143V142H236ZM248 143V142H247ZM250 143V142H249ZM65 144V143H64ZM162 144H163V142H162ZM162 144H160V145H162ZM163 144V146H165ZM168 144V143H167ZM183 144H184V142H183ZM215 144V143H214ZM213 144V145H214ZM231 144V143H230ZM242 144V143H241ZM244 144V143H243ZM56 145H59V146H61L60 144H56ZM56 145H53L52 147H53V150H54V146L57 148V147H59V146H56ZM154 145V144H153ZM159 145V144H158ZM157 145V146H158ZM159 145V147L161 148V146ZM169 145V144H168ZM192 145V144H191ZM198 145H199V143H198ZM235 145V144H234ZM238 145V144H237ZM248 145V144H247ZM156 145L154 146L155 148L157 147ZM175 146V145H174ZM186 146V145H185ZM188 146H190V145H188ZM195 147H196V145H194ZM194 146H191V148L193 147L194 148ZM216 146V145H215ZM233 146V145H232ZM240 146V145H239ZM243 146V145H242ZM0 147H5L4 145H0ZM152 147V146H151ZM159 147H158V149H159ZM166 147H168V146H166ZM183 147V146H182ZM247 147V146H246ZM163 148H165V147H163ZM180 148V147H179ZM190 148V147H189ZM213 148V147H212ZM218 148V147H217ZM227 148H229V147H227ZM248 148V147H247ZM135 149V150H134ZM144 149V150H145ZM184 149H186V148H184ZM214 149V148H213ZM223 149H224V147H223ZM160 150V149H159ZM159 150H157V151H159ZM173 150V149H172ZM180 150H182L183 151V149L181 148ZM179 150V151H180ZM210 150H211V148H210ZM221 150V149H220ZM252 150V149H251ZM255 149L253 148V151H254ZM156 151V149L154 150V152ZM157 151H156V153H157ZM170 151V150H169ZM168 151V154H167V149L165 148L164 149V154L166 155V157L164 158V160H162L161 161V158H160V161H161V164L163 165L165 162H169V163H172V162H170V160H172L171 158H173V160H174V158H175V154H173V153H171V152H169ZM187 151V150H186ZM218 151H219V149H218ZM217 151V152H218ZM252 151V152H253ZM148 152H149V150H148ZM148 152L147 153H144V154H148ZM151 152H153V151H151ZM220 152V151H219ZM226 152H228V151H226ZM73 153H75V152H73ZM180 153H182V152H179V154ZM184 153V152H183ZM190 155L191 154H193L194 153V151L192 150L191 152H188ZM187 153V154H188ZM186 153H184V155H185ZM186 154V155H187ZM208 154L210 155V152H208ZM84 155V154H83ZM151 155V154H150ZM153 155H155L154 153H153ZM178 155V154H177ZM183 155V156H184ZM197 155V158H198V156H199V158L200 159H202V163H203V165H205L206 164V159L204 158V157H202V156H204V155H202V154H200V153H197V154H194V155H192V157H195ZM221 155H222V153H221ZM249 155H251V154H249ZM253 155V154H252ZM255 155V154H254ZM146 156H149V154L148 155H146ZM229 156H231V155H229ZM188 156H186V158H187ZM253 157V156H252ZM87 158V157H86ZM92 158H93V156H92ZM145 158V157H144ZM149 158V157H148ZM184 158V157H183ZM197 158H195V159H197ZM250 158H251V156H250ZM151 159L152 158H150V159H148L149 161H150V163L152 162L151 161ZM189 159V158H188ZM195 159L193 158V160L195 161ZM221 159V158H220ZM256 159V158H255ZM11 160V155H10V153L9 152H7L4 156H3V158L2 159H0V165L2 164V163H4V162H8V161H10ZM135 161V164H134V161ZM147 160V161H148ZM154 160V159H153ZM158 160V159H157ZM198 160V159H197ZM87 161H89V159H87ZM144 161V160H143ZM159 161V160H158ZM188 161V160H187ZM83 162H85V161H83ZM167 162V163H168ZM179 162V161H178ZM190 162V161H189ZM220 162V161H219ZM234 162V161H233ZM87 163V162H86ZM146 163V162H145ZM160 163V162H159ZM186 163V162H185ZM193 163H195V162H193ZM43 164H45V163H43ZM42 164V165H43ZM94 164V167H96V165H95V163H93ZM92 164V165H93ZM158 164V163H157ZM184 164V163H183ZM196 165H197V162L195 163ZM26 165L27 166H29V163L28 162H26ZM42 165H41V167H42ZM91 165V164H90ZM154 165V164H153ZM168 165V164H167ZM188 165V164H187ZM190 165H192L193 167H194V165L193 164H190ZM150 166V165H149ZM151 166H152V164H151ZM164 166V165H163ZM169 166H170V164H169ZM171 166H172V164H171ZM175 166V165H174ZM182 166V165H181ZM45 167V166H44ZM46 167H48V166H46ZM93 167V168H94ZM157 167H158V165H157ZM189 167V166H188ZM226 167V166H225ZM49 168V167H48ZM52 168V167H51ZM140 168V169H139ZM151 167H149V169H150ZM169 168L170 167H168V170H166V171H169ZM50 169V168H49ZM53 169V168H52ZM96 170L98 169V171H94L93 169H92V166H88L87 165V171H90V176H89V178L91 179V182H92V185H93V188H94V193H93V201H95V206H99L100 204H101V202H102V200H103V198H104V195H103V191L101 190L102 188H103V186L102 185H100V182L102 181V177H101V173H99V169H101V170H108V168L107 167H101V166H99V167H96L95 168ZM182 169H183V167H182ZM192 169V168H191ZM190 169V170H191ZM220 169V168H219ZM226 169V168H225ZM192 170H194V169H192ZM204 170H206V172H207V167H205L204 168ZM223 170H224V167H223ZM52 171V170H51ZM152 171V170H151ZM155 171V170H154ZM159 171V170H158ZM164 171V170H163ZM171 171V170H170ZM180 171H181V168H180ZM185 171V170H184ZM183 171V172H184ZM187 171V170H186ZM188 171H189V169H188ZM187 171V172H188ZM48 172V171H47ZM165 172V171H164ZM179 172V171H178ZM195 172V171H194ZM232 172V171H231ZM167 173H169V172H167ZM171 173V172H170ZM185 173V172H184ZM224 173H225V171H224ZM234 173V172H233ZM187 174V173H186ZM201 174V173H200ZM234 174H236V173H234ZM0 175H2V173H0ZM54 175H55V173H54ZM179 175V174H178ZM193 175V174H192ZM224 175V174H223ZM95 176H97L96 177V179H92L93 177H95ZM130 176H131V174L129 175V178H130ZM144 176H146V175H144ZM196 176V175H195ZM205 176V175H204ZM84 178V177H83ZM140 178V177H139ZM212 178V177H211ZM134 179H135V176L134 177H132L131 178V180L128 182V184L127 185H131L130 187H129V189L131 188V187H133V186H135V181H134ZM138 179V178H137ZM141 179V178H140ZM143 179V178H142ZM199 178H197L196 180H198ZM82 180V179H81ZM196 180H194V181H189L186 177H183V178H181V177H179V176H177V177H174L173 178V181H174V185L173 186H170V183H169V181H165V180H163L162 178H159L158 180H155V186L152 184V183H150V181H149V179H147V183H148V186H149V188H152V189H158V190H160V192H161V194H160V198H159V200L158 201H156V200H150L147 204H149V205H151V210H149V209H147V208H149V207H146L147 205L145 204L146 202V200H145V197H142V198H144V205L142 206L143 207V209L142 210H144L145 212H151V214L154 212V211H156V209H154V206H155V204L156 203H158V202H160L161 200V198H162V196L164 195V194H166L163 198L165 199V197L168 195L169 196V199H168V204H176L177 206H181L182 207V205H181V201L183 202V200L185 199V198H187V199H185V201L186 202H190L191 204L189 205V206H186V209L188 210V213L189 212H191V210L190 209H192L193 211H194V213H192L191 212V215L193 216V218H190L188 221L189 222H186L185 221V223L186 224H189L188 225V228H187V230H184V229H179V228H177V225H179L177 222H178V219H179V217L181 218V220H182V215H180V216H176V215H172V216H166V215H164L167 219H168V222H167V224L165 225V223L162 221V228H164L165 230H164V235L166 236V237H168V238H174L175 236H177V234H176V232L175 233H173V232H171V228L174 226L175 228L174 229H177V231L180 233V235H181V237H182V239H183V245H182V249H185L186 247H190L191 246V244H195L194 242H196V240H193L192 238H190V236H191V234H193V233H195V231L196 230H194V226H193V224H195V220L197 219H199L200 220V212H199V210H198V201H199V197H200V194H199V192H205V186H206V183H208L209 185H211V182H209V181H203V180H201L200 181V179H199V183H198V181H196ZM212 180V179H211ZM79 181H80V179H79ZM78 181V182H79ZM138 181V180H137ZM196 181V182H195ZM249 181V180H248ZM201 182V183H200ZM202 182L203 183H205L204 184V186L203 187H196V186H198V185H202ZM212 182H214V183H216L217 181H215V179H214V181L212 180ZM82 183H84V182H82ZM140 183V182H139ZM222 183V182H221ZM133 184V185H132ZM225 184V183H224ZM218 185V184H217ZM216 185V186H217ZM7 186H9V185H1V192H2V195L3 194H5V191H4V189L7 187ZM219 186V185H218ZM86 187V190H87V192H88V189H89V186H88V184L85 186ZM208 187V186H207ZM213 187V186H212ZM237 187H239V186H237ZM81 188V187H80ZM170 188H172V189H170ZM223 188V187H222ZM227 188V187H226ZM7 189V188H6ZM8 189H10V187H8ZM82 189V188H81ZM136 189V188H135ZM140 189V188H139ZM170 189V190H169ZM198 189V190H197ZM214 189H215V187H213V188H211V187H208V189H206L207 190V192L208 193H214L215 191H214ZM220 190H222V189H220ZM10 191V190H9ZM217 191V190H216ZM229 191V190H228ZM57 192V191H56ZM132 192V191H131ZM134 192H136V191H134ZM174 192V193H173ZM225 192V191H224ZM9 193V192H8ZM89 193V192H88ZM121 193V192H120ZM139 193V192H138ZM152 193H154V192H152ZM156 193V192H155ZM63 195L59 198V200L57 199V198H55V200H58V202H62L63 200H64V198H65V196H67V192H65V193H62ZM126 194V193H125ZM128 194V193H127ZM141 194V193H140ZM147 194H148V192H147ZM197 194V195H196ZM204 194V193H203ZM6 196H7V194H5ZM9 195V194H8ZM89 195V194H88ZM149 195V194H148ZM194 195H196V198H194L193 199V197H194ZM209 195V194H208ZM213 195H219V194H216V193H214ZM212 195V196H213ZM224 195V194H223ZM120 197H122L123 196V194H120L119 195ZM125 196H127V195H125ZM131 196V195H130ZM141 196H142V194H141ZM211 196V195H210ZM222 195H220V197H221ZM56 197V196H55ZM70 197V196H69ZM133 197V196H132ZM131 197V198H132ZM151 197V196H150ZM184 197V198H183ZM204 197H205V195H204ZM215 197V196H214ZM207 198V197H206ZM205 198V199H206ZM121 199V198H120ZM216 199V198H215ZM221 199V198H220ZM69 200V199H68ZM132 200V199H131ZM195 200V201H194ZM204 200V199H203ZM20 201H21V199H20ZM122 201H123V199H122ZM58 202H56L55 204H57ZM119 202V201H118ZM206 202V201H205ZM209 202V201H208ZM165 203V202H164ZM118 204V203H117ZM129 204V203H128ZM140 204V203H139ZM200 204V203H199ZM120 205H121V203H120ZM146 205V206H145ZM167 205V204H166ZM201 205V204H200ZM208 205V204H207ZM212 205V203L211 202H209V206L208 207H206V209L208 208V217L210 216V215H212V214H214L215 215V211H214V213H212V210L210 209L209 210V208H210V206ZM121 207V206H120ZM126 207V206H125ZM137 207V206H136ZM157 207V206H156ZM161 207V206H160ZM184 207V206H183ZM200 207V206H199ZM87 208V207H86ZM122 208V207H121ZM124 208V207H123ZM190 208V209H189ZM204 208H205V206H204ZM249 208V207H248ZM182 209H185V208H181V210ZM200 209V208H199ZM179 210H180V208H179ZM186 210V211H187ZM45 211H46V209H45ZM43 209L42 210H40L39 212H42V213H35V214H33V215H31V216H25V215H21V216H24L27 220H32L29 224H28V226H26V227H24V229H23V233L22 234H20V235H18V236H16L15 237V245L14 246H11L10 244H8L7 243V237H8V234L11 232V226L10 225H8V224H2V227H1V234H2V237L0 238V241L2 242V244L4 245V246H6L7 248H9V251L8 252H6L5 250H3V253H5L4 254V257L6 258V260H7V262L8 263H14V262H16V263H18V262H20L21 264H34L33 263V261L28 257V256H26L25 255V253L24 252H22V251H20V250H17V248H19V245H20V242L22 241H24V238H23V235L25 234V235H29V236H31L32 235V237H36V238H38L39 239V237H40V235H41V231L45 228V227H49L50 225H51V230H55V229H57L61 224H63V223H61V222H59V223H55V222H53V221H51V222H49V219H48V217L46 216V213H44L45 212ZM85 210L84 209H82V211H80V212H78V214L75 216V215H73V217L71 218V219H69V220H65L64 222L67 224V225H69L70 226V228H71V233L69 234V237H71L72 238V240L73 241H76V242H78V240L80 241V242H78L77 244L78 245H80V243L82 242V240H80L81 238H78V233L79 232H81V231H83V232H89V231H91L92 230V227L95 225V223H94V220H92V219H94V217H92V218H89L87 215L85 216V218H83V216L82 215H84V212ZM125 211H126V209H125ZM124 211V212H125ZM175 211V210H174ZM119 212H121V211H119ZM145 212H144V214H145ZM171 213H172V211H170ZM217 212V211H216ZM238 212V211H237ZM242 212V211H241ZM139 213V212H138ZM157 213V212H156ZM155 213V214H156ZM187 212L185 213V214H188ZM205 213V212H204ZM79 214H81V215H79ZM120 214V213H119ZM118 214V215H119ZM69 215V214H68ZM146 216H148L147 214H145ZM153 215V214H152ZM203 215V214H202ZM130 216V215H129ZM144 216V215H143ZM158 216V215H157ZM185 216V215H184ZM189 216H190V214H189ZM188 216V217H189ZM116 217V216H115ZM153 217V216H152ZM151 217V218H152ZM207 217V216H206ZM215 217H217V216H215ZM142 218V217H141ZM187 218V216H185V218L183 219V220H185ZM148 219V218H147ZM166 219V220H167ZM188 219V218H187ZM205 219V218H204ZM75 220V221H74ZM132 220H133V222H132V224L135 226L137 223H138V220H136V219H133L132 218ZM142 220H143V218H142ZM152 219H150V221H151ZM180 220V219H179ZM191 220V221H190ZM202 220V219H201ZM206 220V219H205ZM243 220V219H242ZM144 221V220H143ZM150 221H148L147 223H142L141 221L139 222L140 224H141V230L145 233V232H153L154 234L156 233L157 234V232H156V229H160V227H159V218H158V220H156L155 222H150ZM153 221V220H152ZM203 221V220H202ZM200 223V222H199ZM204 223L205 222H203V225H204ZM182 224H183V222H182ZM197 224V223H196ZM215 224H217V222L215 223ZM220 224V223H219ZM235 224H237V223H235ZM30 225H34L35 226V228L34 229H30L29 227H30ZM138 225V224H137ZM198 225V224H197ZM221 225V224H220ZM219 225V226H220ZM241 225V224H240ZM40 226V227H39ZM199 226V225H198ZM218 226V227H219ZM180 227H183V226H180ZM222 227V226H221ZM73 228H74V231H73ZM136 228V227H135ZM214 228H215V226H214ZM232 228V227H231ZM128 229V228H127ZM127 229H124L123 230V232H125V231H127ZM140 229V228H139ZM202 229V228H201ZM224 229V228H223ZM132 230H133V228H131V232H132ZM212 230V229H211ZM176 231V230H175ZM232 231V230H231ZM130 231H127V232H125V234H127V235H130V233H131ZM203 232V231H202ZM214 232V231H213ZM140 233V232H139ZM142 233V232H141ZM204 233V232H203ZM81 233H79V235H80ZM153 234V235H154ZM198 234V233H197ZM86 235H88V234H86ZM157 235H159V234H157ZM162 235V234H161ZM179 235V234H178ZM219 235H220V233H219ZM228 235V234H227ZM81 236V235H80ZM229 236V235H228ZM63 237L65 238V239H67V233H64L63 234ZM142 237V236H141ZM145 237V236H144ZM178 237V236H177ZM231 237H232V235H231ZM143 238V237H142ZM154 238V237H153ZM163 238V237H162ZM155 239V238H154ZM153 239V240H154ZM158 239V238H157ZM157 239L155 240V244H156V241H157ZM126 240L128 241V243H129V240H128V237L126 238ZM151 240V239H150ZM152 240V241H153ZM162 240V239H161ZM209 240V239H208ZM87 241V240H86ZM123 241V240H122ZM125 241V240H124ZM144 241V242H143ZM142 242L143 243H145V241H146V239L145 240H143ZM139 243H141V245H139V247H144V248H147V246H148V244L149 243H146L145 245L143 244V246H142V242L141 241H138ZM147 242V241H146ZM87 243V242H86ZM215 243V242H214ZM152 244V243H151ZM1 245V244H0ZM75 246V247H79V248H81L80 246H83V248H84V245H80V246ZM157 245V244H156ZM196 245V244H195ZM152 247H153V245H151ZM167 246H169V245H167ZM198 246V245H197ZM196 246V247H197ZM136 247V246H135ZM152 247H151V249H152ZM159 247V246H158ZM157 247V251H160V253H161V256L162 257H164V255H163V249H164V246H162V250H160V248H158ZM123 248V247H122ZM122 248L119 246L118 247V249L116 250V254L114 255V257H112V260H114V262L116 261V264H130V260H132L131 258H132V255L134 254V251H132L131 250V248H129L128 247V251H126V253H125V249L124 250H122ZM149 249V248H148ZM156 249V248H155ZM154 249V250H155ZM167 249H168V247H167ZM193 249V248H192ZM79 250V249H78ZM80 250H82V249H80ZM115 251V250H114ZM153 251V250H152ZM173 252H175V254H178L180 251L176 248V249H173L172 250ZM202 251H205V250H202ZM132 252H133V254H132ZM168 252V251H167ZM197 252V251H196ZM195 252V253H196ZM8 253H12V258L13 259H11L7 254ZM110 253V252H109ZM145 253V252H144ZM146 253H148V252H146ZM151 253V252H150ZM149 253V254H150ZM155 253H157V252H155ZM81 254V253H80ZM79 254V252H78V255L77 254H75L76 256H77V258L78 259H81V260H86V259H84L81 255L83 254H81L80 255ZM152 254H154V251H153V253ZM201 254V253H200ZM80 255V256H79ZM111 255V254H110ZM113 255V254H112ZM148 255V254H147ZM196 255V254H195ZM194 255V256H195ZM199 255V254H198ZM86 256V255H85ZM144 256V255H143ZM143 256H142V258H141V260L144 262V264H149L150 262L149 261H147V260H145L144 261V258H143ZM152 255L150 254V257H151ZM158 257L159 256V252L154 256V257ZM173 256V255H172ZM185 256V255H184ZM202 256V255H201ZM89 257V256H88ZM125 257L127 258L126 259V261H125ZM141 257V256H140ZM145 257V256H144ZM153 257V258H154ZM166 257H168V256H166ZM77 258H75V256H74V260H73V263L74 264H91L89 261H91V260H89V261H85L86 263H82L81 261L79 262V263H77ZM173 258V257H172ZM189 258V257H188ZM193 258V257H192ZM110 259H111V257H110ZM148 259H150V258H148ZM171 259V258H170ZM190 259V258H189ZM195 259V258H194ZM106 260V259H105ZM153 260V259H152ZM193 260V259H192ZM4 261V260H3ZM107 261V260H106ZM109 261V260H108ZM133 261V260H132ZM151 261V260H150ZM194 261V260H193ZM176 262V261H175ZM161 263V262H160ZM163 264H171L170 263V261H169V258H167V260H164L163 262H162ZM112 264H114V263H112Z\"/></svg>", "mask_w": 264, "mask_h": 264}, {"label": "crops", "instance_id": "3", "mask_svg": "<svg viewBox=\"0 0 264 264\" xmlns=\"http://www.w3.org/2000/svg\"><path fill=\"white\" fill-rule=\"evenodd\" d=\"M263 26H264V25H263ZM263 26H262L261 28H263ZM196 243L199 244V240H198V241L196 240Z\"/></svg>", "mask_w": 264, "mask_h": 264}]
</instances>
